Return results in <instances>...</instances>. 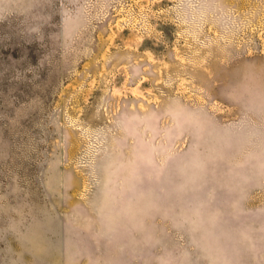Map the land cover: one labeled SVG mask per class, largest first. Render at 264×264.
Instances as JSON below:
<instances>
[{
  "label": "rangeland",
  "instance_id": "rangeland-1",
  "mask_svg": "<svg viewBox=\"0 0 264 264\" xmlns=\"http://www.w3.org/2000/svg\"><path fill=\"white\" fill-rule=\"evenodd\" d=\"M0 264H264V0H0Z\"/></svg>",
  "mask_w": 264,
  "mask_h": 264
}]
</instances>
